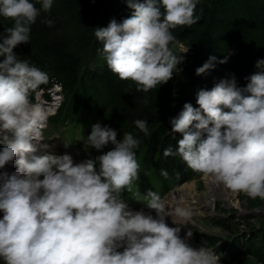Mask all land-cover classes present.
<instances>
[{"label": "trees", "instance_id": "trees-1", "mask_svg": "<svg viewBox=\"0 0 264 264\" xmlns=\"http://www.w3.org/2000/svg\"><path fill=\"white\" fill-rule=\"evenodd\" d=\"M10 55L29 88L46 80L60 87L52 126L96 128L100 165L131 176L123 199L133 182L156 186L155 201L198 171L222 165L236 177L256 164V187L243 183V197L264 208V0H0V60ZM193 238L199 247L217 244L200 232ZM227 248L232 262L264 263V227ZM99 257L86 230L52 247L0 241V264Z\"/></svg>", "mask_w": 264, "mask_h": 264}, {"label": "rangeland", "instance_id": "rangeland-1", "mask_svg": "<svg viewBox=\"0 0 264 264\" xmlns=\"http://www.w3.org/2000/svg\"><path fill=\"white\" fill-rule=\"evenodd\" d=\"M176 49L186 51L182 44ZM16 61L13 55L0 60V168L3 166L2 158L8 157L14 161L16 158L12 154L16 152L24 165L28 163V168L34 169L30 177L19 172L21 178L17 180L22 181V187L28 185L26 191L35 195L34 199L31 195L27 200L33 206L30 210L31 204L18 205L16 209L15 206L1 209L0 241L4 237L10 240L33 238L41 245L52 247L60 235L86 230L100 251L97 264L104 261L114 264H264L252 256H242L240 262H232L227 248L233 238L252 229L260 231L264 227V208L243 197V183L256 187V164L236 177L228 176L222 165L220 168L198 171L192 179L159 195L152 208L129 206L124 201L125 197L122 198L121 191L127 187L131 176H120L121 172H110L108 165H100L98 154L92 152L96 147V128L90 130L89 134L79 129L76 141L69 143L70 122L64 132L63 129H52L49 123L41 124L45 114L51 115L60 106L63 99L60 87L46 80V84L36 90L29 88L27 73L15 65ZM11 90L20 96L15 97ZM25 92H28L27 96H24ZM9 95L13 97L11 105H19V101L24 105L26 113L17 123L8 120L5 107ZM38 99L45 105L47 113L40 111V121H33L32 126V121L28 119L30 114L35 113ZM50 102L52 106L48 107L46 104ZM28 104L33 106L31 112ZM242 125L241 119L233 124L237 129ZM28 133L36 137L30 142L41 143L39 148L33 143L17 145L21 138H27ZM55 140L57 148L49 149ZM58 140L63 144L69 143L67 150H61L63 146ZM31 146L36 148L33 160L30 159L33 152ZM18 168L21 171L23 167L12 165L11 172L15 174ZM113 177L118 180L115 181ZM142 182H145L142 185H147L146 180ZM152 187L155 190L156 186ZM139 188L140 185H135V182L128 186L125 196L129 202L141 200ZM153 188L150 190L153 191ZM179 189L194 198V205L179 210L172 200V206H169V196ZM28 194H25V198ZM178 215L180 218H177ZM194 232L215 237L217 244L213 247L197 246ZM177 237L186 241L184 246H177ZM199 257L201 260L204 258L203 263H200Z\"/></svg>", "mask_w": 264, "mask_h": 264}, {"label": "bare ground", "instance_id": "bare-ground-1", "mask_svg": "<svg viewBox=\"0 0 264 264\" xmlns=\"http://www.w3.org/2000/svg\"><path fill=\"white\" fill-rule=\"evenodd\" d=\"M12 98H13L12 95L7 96V99L9 101H7V105H6L7 107H5V108H6V111H7L8 115H9L8 120L11 121V122L12 121H16V123H17L19 120L24 118V115H25L26 112H25V109H24V105L21 104L20 101L18 102L19 105L18 104L11 105V101H13ZM36 105L37 106H36L35 113L30 114L29 115V119H28L29 121H32V122H30V124L32 126H34L33 125V121L35 119H38L39 116H41L40 115V113H41L40 111H44V112L47 113L45 105H43L39 101V99L36 102ZM46 105L48 107H50V106H52V102L47 103ZM34 136H35L34 134L28 133L27 138L26 139H22L21 138V140L19 142H17V145H20L22 143V145L25 146V145H29V144L33 143V145L35 144L36 148H39L40 144H41L39 141L30 142V140L36 139V137H34ZM20 137H24V135H21ZM55 141H56L55 144L52 145V146H49V149L57 148V140H55ZM7 155L8 154H6L5 156H7ZM12 156L14 158H16V160L18 159L19 163H16L18 160L16 161L15 159L13 161V160H11V158H8V157L2 158V160H3L2 161V163H3L2 165L3 166L0 168V211H2L1 209H5L6 210L9 207L11 208L13 206H15V209H16L18 207V205H21V206L24 205L25 206V205L31 204L30 201H27L28 198L32 195L30 192L26 191L27 188L29 187L28 185H25V186L19 188V187H16L15 185H13V184H7L9 179H13V178L20 179L21 178V175L19 174V172H21V171L19 170V168H18V170H15L16 171L15 174H13L14 172L13 173L11 172L12 165L19 164L20 167L25 166L24 165L25 163H23V161H21L19 159V157L16 155V152H14L12 154ZM25 168L30 169L28 167H25ZM26 173L29 174L30 171L26 172ZM27 174H25L24 176H32V174H29V175H27ZM27 193H29V194L25 198V194H27ZM34 195H32V199H34ZM168 200L170 201V205L169 206H172V200H174V207L179 209V210H184L186 208H189V206L194 205V202H195L193 197L191 198L190 195L187 192H184L181 189L177 190L174 195L169 196ZM32 207L33 206L31 204L30 207H29V210ZM177 218H180V215H178ZM177 238H178L177 239L178 240V245L177 246H180V247L184 246L186 241L183 238L181 239V237H177ZM199 256L203 257L202 254H200ZM198 259L201 260L200 257ZM202 260L200 261V263H203ZM205 262H206V260H205ZM203 264H205V263H203Z\"/></svg>", "mask_w": 264, "mask_h": 264}, {"label": "clouds", "instance_id": "clouds-1", "mask_svg": "<svg viewBox=\"0 0 264 264\" xmlns=\"http://www.w3.org/2000/svg\"><path fill=\"white\" fill-rule=\"evenodd\" d=\"M56 85V84H55Z\"/></svg>", "mask_w": 264, "mask_h": 264}]
</instances>
